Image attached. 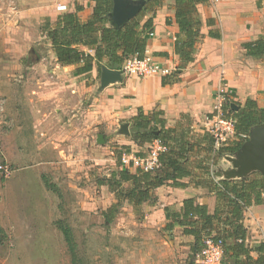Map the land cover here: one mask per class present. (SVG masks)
<instances>
[{
	"label": "crops",
	"instance_id": "crops-1",
	"mask_svg": "<svg viewBox=\"0 0 264 264\" xmlns=\"http://www.w3.org/2000/svg\"><path fill=\"white\" fill-rule=\"evenodd\" d=\"M131 1H144L145 6L148 0ZM157 1L160 5L151 6L141 26L153 18V33H147L145 55L172 69L164 77L139 78L124 73L121 81L102 86L97 64L90 72L80 74L78 65H60L51 49L49 61H54L55 66L29 69L28 76L33 82L18 86L7 83L6 79L10 75L19 76L24 67L21 63L17 65L19 58L11 59L15 60V67L3 61L8 58L0 50V61H3L0 62V92H4L0 106L7 121L14 126L11 133L17 134V141L11 146L16 155L7 153V159L18 163L21 170L59 164L78 165L79 176L83 177L89 173L90 166L100 164L96 161V153L108 148V133L111 132L118 133V148L125 146L130 153L143 156L150 143L139 144L132 139L135 131L132 119L141 110L144 115L153 114L156 119H165V127L174 130L177 146L182 142L192 146L184 161L191 174L178 179L185 185L174 186L169 180L155 188L152 199L142 206L150 205L167 219L166 207L179 211L185 199L194 198L196 203L207 205L209 213H214L218 199L211 189L219 180L228 179L226 172L232 166L226 170L219 167L220 160L226 156H216L218 146L213 143L205 124L222 83H226L233 95L232 103L236 105L233 110L243 107L248 99L264 107V54L250 55L244 47V43L264 40V0H207L198 4L202 38L195 44L194 59L187 64L176 53V42L184 40L175 19L176 1ZM94 6V0H0V43L12 41L9 39L11 29H17L23 43L32 44L35 36H40V27L46 24L53 27L59 15L77 12L80 19L86 21L91 18ZM42 31L47 38L46 32ZM48 44L51 46L50 41ZM100 134L104 137L103 143L98 142ZM234 139L237 137L229 141ZM30 147L31 153L26 152ZM31 156L35 160L32 165L25 161ZM88 158L94 160L90 166L86 163ZM111 172L99 176L97 186L109 188L100 185L98 180L109 177ZM255 172L259 171L242 178H254ZM110 194L116 202L111 190ZM243 214V223L248 230L247 244L251 255L257 258L256 249L261 245L264 247V203L247 207ZM176 227L183 232L182 226ZM185 236L194 240L192 235ZM245 262V256H240L229 259L226 264Z\"/></svg>",
	"mask_w": 264,
	"mask_h": 264
},
{
	"label": "rangeland",
	"instance_id": "rangeland-1",
	"mask_svg": "<svg viewBox=\"0 0 264 264\" xmlns=\"http://www.w3.org/2000/svg\"><path fill=\"white\" fill-rule=\"evenodd\" d=\"M43 28L32 44L23 43L17 29H11L12 41L0 43L8 58L3 61L24 67L19 76H8L7 83L31 84L29 69L55 66L49 61L51 46L41 33ZM12 58H19L17 65ZM2 96L4 92H0V105ZM13 127L0 106V162L15 171L10 176L0 172V224L7 234L0 244V264H190L194 259V240L178 227L168 230L167 219L150 205L137 212L124 202L113 221H106L104 212L115 197L108 187L97 186V178L117 167V132L108 133V148L96 153L99 165L90 166L94 160H86L89 173L82 177L78 165L21 170L18 163L7 159V153L16 155L11 147L17 141ZM31 151L32 147L26 149ZM30 158L25 161L32 165L35 160ZM230 166L225 158L220 160V168Z\"/></svg>",
	"mask_w": 264,
	"mask_h": 264
},
{
	"label": "trees",
	"instance_id": "trees-1",
	"mask_svg": "<svg viewBox=\"0 0 264 264\" xmlns=\"http://www.w3.org/2000/svg\"><path fill=\"white\" fill-rule=\"evenodd\" d=\"M94 1L93 14L86 21L81 20L77 12L64 13L59 15L53 27L49 24L45 25L43 30L51 43L57 62L62 66L78 65L77 72L81 74L90 72L95 64L99 70L103 63L110 68L120 69L130 57L143 58L149 40L147 33H153V18L147 19L142 26L141 21L147 11L152 8L151 6L160 5L159 1L148 0L144 9L142 8L136 17L120 27L112 25L109 16L113 9V0ZM175 1V19L184 36L183 41L176 42V53L181 61L187 64L194 59L195 44L202 38V23L198 17L197 6L207 0ZM244 47L250 55L264 54L262 38L255 42L244 43ZM225 108L228 115L236 120L237 139L221 143L216 148L218 158L238 153L248 140L252 129L264 124V107H259L255 100L248 99L238 110H233L231 104ZM132 123L135 130L132 133V139L136 143L151 144L153 140L161 139L167 146V150L160 154L161 165L156 172L139 168L133 170L131 165L123 166L122 154L130 153V149L124 146L115 151L118 168L114 169L109 177L98 180L100 185L109 186L117 200L104 212L107 222L113 221L124 202H128L139 211L143 203L152 199L155 188L169 180H172L174 186H184L185 183L178 179L191 174L184 161L187 160L186 153L192 146L189 142H182L180 146H177L174 141L176 137L173 135L174 130L165 127V119H156L153 114L144 115L140 110L138 116L132 119ZM212 141L215 143L214 138ZM253 177L219 180L216 187L211 189L218 199L214 213H209L207 205L196 203L194 198L185 199L179 211L165 208L169 220L166 224L168 230H173L176 225H180L183 227V234L194 236L191 247L194 259L190 264H200L196 261V254L204 247V239L207 237L223 239L222 264L240 256H245L244 264H264V247L261 245L256 249L259 254L257 258L251 255V249L247 244L248 230L243 223V213L247 207L264 203V175L261 172H255ZM125 183H129V186L126 187ZM49 188L54 187L49 185ZM64 232L68 235L67 231ZM6 237V231L0 224V244ZM232 239L234 241L229 243Z\"/></svg>",
	"mask_w": 264,
	"mask_h": 264
},
{
	"label": "built area",
	"instance_id": "built-area-1",
	"mask_svg": "<svg viewBox=\"0 0 264 264\" xmlns=\"http://www.w3.org/2000/svg\"><path fill=\"white\" fill-rule=\"evenodd\" d=\"M129 75L139 78L150 76H167L172 69L158 63L152 56L145 55L143 58L130 57L122 68ZM233 101V95L228 90L226 83L218 88L216 92V103L213 111L207 117L205 128L207 132L215 139V144L227 142L235 137L236 120L228 115L226 106ZM167 146L161 139H155L151 142L147 154L143 156L123 152L121 162L123 166H132L145 171L156 172L160 168L159 156ZM0 172L4 176H10L15 171L7 163L0 162ZM224 255L223 239L207 237L204 239V247L196 254V261L200 264H222Z\"/></svg>",
	"mask_w": 264,
	"mask_h": 264
},
{
	"label": "water",
	"instance_id": "water-1",
	"mask_svg": "<svg viewBox=\"0 0 264 264\" xmlns=\"http://www.w3.org/2000/svg\"><path fill=\"white\" fill-rule=\"evenodd\" d=\"M144 1L113 0V9L109 14L112 25L120 27L130 19L136 17L144 6ZM124 71L104 65L101 67V84L106 86L121 81ZM231 106L235 108V103ZM98 142L103 143L104 137L99 135ZM232 163V168L226 172V178H242L253 171L264 174V124L252 129L250 137L243 144L241 150L233 156H226Z\"/></svg>",
	"mask_w": 264,
	"mask_h": 264
}]
</instances>
